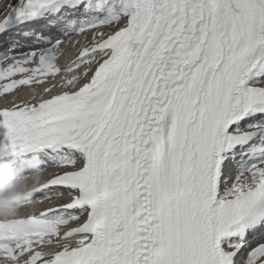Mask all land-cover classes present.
<instances>
[{
	"label": "snow or ice",
	"instance_id": "6c2138e0",
	"mask_svg": "<svg viewBox=\"0 0 264 264\" xmlns=\"http://www.w3.org/2000/svg\"><path fill=\"white\" fill-rule=\"evenodd\" d=\"M7 8L0 159L57 171L4 264H264V0Z\"/></svg>",
	"mask_w": 264,
	"mask_h": 264
},
{
	"label": "clouds",
	"instance_id": "9594fccd",
	"mask_svg": "<svg viewBox=\"0 0 264 264\" xmlns=\"http://www.w3.org/2000/svg\"><path fill=\"white\" fill-rule=\"evenodd\" d=\"M47 179L46 169L26 159H0V216L32 207L27 202Z\"/></svg>",
	"mask_w": 264,
	"mask_h": 264
},
{
	"label": "bare ground",
	"instance_id": "6f19581e",
	"mask_svg": "<svg viewBox=\"0 0 264 264\" xmlns=\"http://www.w3.org/2000/svg\"><path fill=\"white\" fill-rule=\"evenodd\" d=\"M4 1L5 0H0V7H3V6H5L8 3L9 4H14L15 3V1L14 2L9 1L8 3L7 2L5 3ZM8 35H11V33L8 34ZM6 36L7 35L1 34L0 35V38H1L0 42H4L6 40V38H5ZM73 39H76V38L74 37ZM79 39L81 41V44L87 43V41L85 39H82V38H79ZM12 52H18V51L17 50H12ZM76 53H77L76 47H73L72 45H69V51H68V53L64 57H65V59L68 62H70L75 57ZM13 78H19V77L16 75L15 77H12V78H6L5 80L0 81V85L4 84L6 82H9ZM20 87H21V89L25 88V89H23V91H26L27 90L25 86L24 87L20 86ZM13 91H16V90L14 89ZM23 91L20 93L21 97H23ZM0 93H2V89H0ZM6 95H10V94H6ZM1 105H3V99H2V97H0V106ZM55 171H57V169L55 167H50V169L47 170L46 172H49L50 174H52ZM53 199H56V197H53ZM47 203L48 202L45 201L44 204L39 205V207L40 208H43V207L47 206ZM4 261H5V257L3 255H0V264H4Z\"/></svg>",
	"mask_w": 264,
	"mask_h": 264
},
{
	"label": "rangeland",
	"instance_id": "374dc122",
	"mask_svg": "<svg viewBox=\"0 0 264 264\" xmlns=\"http://www.w3.org/2000/svg\"><path fill=\"white\" fill-rule=\"evenodd\" d=\"M8 1H11V0H5L4 2H5V3H6V2L8 3Z\"/></svg>",
	"mask_w": 264,
	"mask_h": 264
}]
</instances>
